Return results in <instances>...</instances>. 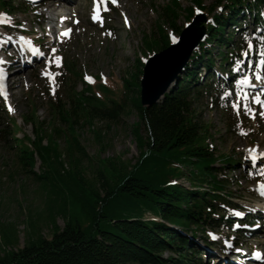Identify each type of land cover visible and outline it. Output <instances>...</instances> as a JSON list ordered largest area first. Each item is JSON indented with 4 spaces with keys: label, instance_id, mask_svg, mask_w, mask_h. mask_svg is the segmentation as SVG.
Returning a JSON list of instances; mask_svg holds the SVG:
<instances>
[{
    "label": "rangeland",
    "instance_id": "374dc122",
    "mask_svg": "<svg viewBox=\"0 0 264 264\" xmlns=\"http://www.w3.org/2000/svg\"><path fill=\"white\" fill-rule=\"evenodd\" d=\"M7 1H12L19 12L15 11L11 16L16 23L13 20L8 24L0 22V33L6 35L9 30H14L16 33L27 34V38L18 37L17 34L8 36L12 43L19 46L22 53H25L26 47L29 46L28 39L34 41L42 38L45 48L41 51L42 60L39 64L19 75L10 98L0 103V130L8 123L10 130H15L11 137L19 140L23 147L32 149L29 145L34 140V125L40 123L43 127L42 145L52 143L58 154L59 159L52 158L53 168L60 162L66 171H70L73 163L78 162L77 171L86 182L94 186L97 184L98 172L103 171L112 161H115L118 167L121 165L127 169L131 168L137 162L141 151L132 129L140 126L142 136L145 131L132 106L133 103L128 100L135 93L139 94L138 91L130 88V92H122L121 85L124 80H128L130 84L134 83L133 77L135 78L136 74L139 88L143 63L152 54L157 53L147 51L145 43L148 39H159L157 25L162 23L164 9L172 0H117L116 4L109 0L111 8L104 15L97 17L95 23L90 21L93 15L91 0H80L79 4L69 8L70 12L60 14L48 11L47 7L40 8V5H37L35 11H28L22 3L30 0ZM175 1L182 10L172 21L173 28L163 22L165 32L172 41L173 37L177 39L188 22L184 9L191 8L192 13H199L191 0ZM217 1L219 0H203L202 5L211 8L216 6ZM65 29L71 30L67 36L63 35ZM216 51H212V56ZM218 64V61H215L214 65ZM85 77L96 79V82L89 84L91 82ZM61 78L65 93L68 88L74 93H81L91 85L92 91L100 97L112 95L114 98L121 91L119 100L121 104L124 102L128 105L127 113L125 111L111 122L94 120L91 125L79 117H74L73 130H68V124L58 118L48 100L54 83L59 85ZM84 82L88 84L85 85ZM102 85L105 87H99ZM49 89L50 92H47ZM233 104L234 101H230L214 106L208 96L197 98L193 108L202 124L210 127L206 144L214 151L215 158H226L227 162L232 160L230 168L225 162L213 165L217 169L223 168L221 174L230 179V200L246 207L256 200L264 199L259 188L264 185V163L250 165L247 161L250 153L259 154L264 151V117L260 116L264 109L241 102L239 107L233 108ZM243 105H247L252 111L245 114ZM9 106L12 111L8 110ZM25 119L30 121L26 122ZM7 137L8 135L0 132V256L9 250L3 242V235L15 241L13 250L22 248L36 234L49 239L52 232L51 212L57 211L56 207L59 206L55 196L51 195V184L55 182L52 177L48 178L50 175L46 173L49 162L43 163L35 153L32 166H24L20 160V144L13 143ZM73 139L77 143L73 142ZM252 149L255 151H250ZM56 168L62 174V168L59 165H56ZM182 171H185V168ZM37 175L47 178L41 181L37 179ZM175 180L185 189H191L185 178L178 177ZM204 186H200V189L208 191L206 185ZM54 191L57 195V190ZM67 201L70 199L67 198ZM225 213V210L218 211L220 216ZM71 215L76 214L72 212ZM152 218L159 220L149 212L145 213V220H153ZM53 219L55 225L63 228L67 217L65 219L57 215ZM250 220L254 221V218L250 217ZM191 227L195 229L194 226ZM220 233L232 234L226 229L220 230ZM195 234L196 237L191 238L192 242L207 249L200 232ZM217 241L219 246L221 241ZM194 243L192 247L196 249ZM256 244L252 242L251 247ZM259 246L262 247L261 242ZM209 250L205 251L219 256L218 263L230 264L231 260L227 259H237V255L233 253L224 257V253H218L217 248L209 247ZM163 257H171L173 260L177 258L175 253L170 252H165ZM201 258L205 260L204 256ZM177 264L186 263L177 261Z\"/></svg>",
    "mask_w": 264,
    "mask_h": 264
},
{
    "label": "trees",
    "instance_id": "16d2710c",
    "mask_svg": "<svg viewBox=\"0 0 264 264\" xmlns=\"http://www.w3.org/2000/svg\"><path fill=\"white\" fill-rule=\"evenodd\" d=\"M202 1L191 0L209 16L216 6L206 7ZM248 1L251 2L219 0L216 5L223 2L232 10L247 6ZM263 3L264 0H258L252 5L259 7ZM13 9L10 1L0 0V12ZM164 10L162 23L157 25L159 39H148L145 43L147 51H162L171 44L163 22L173 28L171 23L182 9L172 0ZM184 11L189 21L193 10ZM212 17L215 25L222 27L221 15ZM205 26L208 30L204 43H208L216 35L209 22ZM134 75V83L123 81L122 92H130V88L138 91V76ZM66 85L69 87L68 83ZM92 90L89 86L81 93H74L68 88L65 93L61 78L54 94L49 96L56 115L68 124V130H73L74 117L91 125L94 120L111 122L125 111L127 113L128 105L119 100L121 91L113 98L112 95L100 97ZM204 92L201 90L200 96L198 93L190 96L186 89H181L167 95L161 104L149 108L141 106L137 93L131 96L128 100L133 103L145 131L142 136L140 126L132 129L141 149L139 158L129 169L118 167L115 161L108 163V167L98 172L95 186L86 182L77 171L78 162L73 163L71 172L66 171L60 162L53 168L52 158L59 159L58 154L52 143L42 145L43 127L40 123L34 125V140L29 145L32 149L23 147L19 140L12 138L15 130L11 131L6 123L0 132L8 135L13 143L20 144V160L24 166H32L35 153L43 163L49 162L46 173L55 182L51 184V195L55 196L59 206L57 211L51 212L49 239L36 234L22 248L13 250L15 241L3 235V242L9 250L0 256V264H176V259L163 257L165 252L176 253L179 259L191 261L183 252L187 240L167 225H177L180 232L192 235L195 230L191 226L196 230L204 229L202 226L206 225L217 226L220 223H215L217 220L210 214H216L220 207H233L228 200L230 179L221 174V169L213 167L217 162L229 164L232 160L215 158L214 151L206 144L210 127L202 124L193 108L194 101ZM213 100L212 105L220 104V100ZM73 142L77 143L75 139ZM56 165L62 168V174ZM178 177L185 178L191 189L171 184ZM45 178L37 175L38 180L45 181ZM204 185L208 191H199ZM72 212L76 215H71ZM147 212L160 221L145 220ZM57 215L67 217L63 228L54 223L53 217Z\"/></svg>",
    "mask_w": 264,
    "mask_h": 264
},
{
    "label": "water",
    "instance_id": "95a60500",
    "mask_svg": "<svg viewBox=\"0 0 264 264\" xmlns=\"http://www.w3.org/2000/svg\"><path fill=\"white\" fill-rule=\"evenodd\" d=\"M201 22H204V16H196L183 29L176 44L147 59L139 82L140 104L142 106L151 107L186 65L204 34V29L199 27Z\"/></svg>",
    "mask_w": 264,
    "mask_h": 264
},
{
    "label": "snow or ice",
    "instance_id": "6c2138e0",
    "mask_svg": "<svg viewBox=\"0 0 264 264\" xmlns=\"http://www.w3.org/2000/svg\"><path fill=\"white\" fill-rule=\"evenodd\" d=\"M116 2H117V0H111V3H112V4H116ZM95 4H96V0H94V7H93V19H94V20L97 18ZM197 11H199V10H197ZM70 31H71L70 29H69V30H66V31L63 33V35L67 36L68 33H69ZM173 42H175V38H174V37H173ZM246 47H247V51L242 53V55H245V56L248 55V54L251 52V49H252V47H253L252 42H251V41H246ZM53 52H55V49H53ZM41 55H42V53H41ZM261 55H264V53H261ZM58 59H59V57H57V60H58ZM239 63H243V61H240ZM257 66H258V65H257ZM234 71H235V69H234ZM85 78H86L87 80H89V82H91V78H90V77H85ZM256 79H257V80H260L261 77L257 75V76H256ZM238 83H240V84H244V85H247V84L249 83V78H248V76H247V75L242 76V77L240 78V80L238 81ZM223 95H224V97H227V96L229 95V93H228L227 91H225V92L223 93ZM244 98L247 99V95H246V94H244ZM252 100H253L254 103H256V104H260V105H261V108L264 109V104H261V100H260L259 97H257V96H253V97H252ZM239 106H240V98H239V95H238V96H237V103H234V104H233V108H236V107H239ZM243 108H244V113H245V114H248V113H250V112L252 111L250 108L247 107V105H243ZM8 110H9V111H12L13 109L9 106ZM260 116H261V117H264V110H262V111L260 112ZM250 151H255V149H252V150H250ZM259 156H260L262 159H264V152L259 153ZM249 159L252 160L253 158H252V157H249ZM253 162H255V161H253ZM259 188L261 189V194L264 195V185H260Z\"/></svg>",
    "mask_w": 264,
    "mask_h": 264
},
{
    "label": "bare ground",
    "instance_id": "6f19581e",
    "mask_svg": "<svg viewBox=\"0 0 264 264\" xmlns=\"http://www.w3.org/2000/svg\"><path fill=\"white\" fill-rule=\"evenodd\" d=\"M51 7V6H50ZM48 11H50L51 12V10H48ZM54 13V12H53ZM59 16V15H58ZM250 154H253V153H250ZM249 154V155H250ZM242 237H248V235L246 236V235H242ZM191 238H193V237H190V240H191ZM204 241V240H203ZM222 243V242H221ZM221 243L219 244V246H211L212 248H214V249H218V253H223V247L221 246ZM195 244V243H194ZM205 245H207L206 243H205ZM196 246H198V245H196ZM199 247V246H198ZM208 247V246H207ZM225 249V248H224ZM225 263H227V262H225Z\"/></svg>",
    "mask_w": 264,
    "mask_h": 264
}]
</instances>
